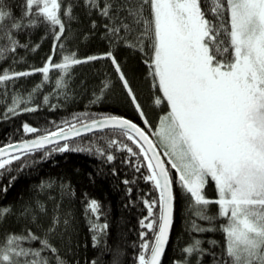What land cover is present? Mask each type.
Instances as JSON below:
<instances>
[{
  "label": "trees",
  "instance_id": "16d2710c",
  "mask_svg": "<svg viewBox=\"0 0 264 264\" xmlns=\"http://www.w3.org/2000/svg\"><path fill=\"white\" fill-rule=\"evenodd\" d=\"M197 2L210 57L231 67L230 0ZM50 5L0 0V149L104 118L132 121L158 147L172 181L173 224L160 264H235L227 231L234 216L223 214L216 182L209 177L195 198L164 153L158 130L172 104L154 67L153 0ZM66 75L69 90L60 94ZM162 209L150 158L128 131L12 157L0 169V264H147ZM251 220L264 230V204Z\"/></svg>",
  "mask_w": 264,
  "mask_h": 264
},
{
  "label": "rangeland",
  "instance_id": "374dc122",
  "mask_svg": "<svg viewBox=\"0 0 264 264\" xmlns=\"http://www.w3.org/2000/svg\"><path fill=\"white\" fill-rule=\"evenodd\" d=\"M230 2L236 61L222 67L204 43L208 30L197 0H153L154 67L172 104L158 132L195 198L209 177L216 182L223 214L234 216L227 231L235 264H252V257L264 259V230L251 220L264 204V0ZM57 87L68 92V75ZM11 160H0V169Z\"/></svg>",
  "mask_w": 264,
  "mask_h": 264
},
{
  "label": "water",
  "instance_id": "95a60500",
  "mask_svg": "<svg viewBox=\"0 0 264 264\" xmlns=\"http://www.w3.org/2000/svg\"><path fill=\"white\" fill-rule=\"evenodd\" d=\"M108 130H123L133 134L146 150L156 172L162 192V221L155 247L147 264H160L172 230L174 214L173 187L171 176L162 154L149 135L137 124L118 117L100 119L54 135L22 141L2 148L0 149V160L53 147Z\"/></svg>",
  "mask_w": 264,
  "mask_h": 264
}]
</instances>
